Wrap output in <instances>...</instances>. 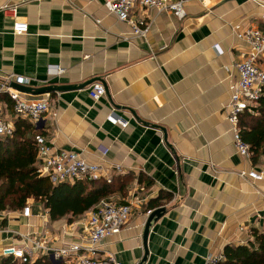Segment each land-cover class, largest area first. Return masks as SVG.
Masks as SVG:
<instances>
[{"label":"crops","instance_id":"obj_1","mask_svg":"<svg viewBox=\"0 0 264 264\" xmlns=\"http://www.w3.org/2000/svg\"><path fill=\"white\" fill-rule=\"evenodd\" d=\"M185 8L179 20L135 7L131 18L149 29L139 38L102 1L0 0V84L12 75L27 78L33 93L15 89V82L10 88L51 103L32 123L36 136L54 151L80 153L115 179L132 178L126 195L108 199L146 201L120 234L103 242L100 259L206 264L224 261L227 246L246 245L254 231L264 232V179L240 176L264 172V161L238 154L225 111L237 83L235 65L250 51L236 31L264 34V0H186ZM16 22L27 23L28 33L15 35ZM259 64L264 69V56ZM97 83L106 89L99 101L90 96ZM45 88L51 91L36 93ZM0 110L15 129L20 118L7 93ZM162 208L146 255L145 213ZM89 213L51 223L45 210L31 218L0 212V253L21 246L19 234L34 232L58 238L56 247L81 244Z\"/></svg>","mask_w":264,"mask_h":264},{"label":"built area","instance_id":"obj_2","mask_svg":"<svg viewBox=\"0 0 264 264\" xmlns=\"http://www.w3.org/2000/svg\"><path fill=\"white\" fill-rule=\"evenodd\" d=\"M90 1H102L108 12L114 14L119 21L128 23L133 29V36L139 38H146L149 29L139 21L131 18V12L137 6L171 13L179 20H183L187 16L186 0ZM262 17L264 19V15ZM236 29L238 30V28ZM28 30V24L24 22H16L13 26L15 35L27 34ZM236 33L249 45L250 51L241 63L235 65L237 83L233 88L230 103L225 111L234 136L236 151L243 157L251 158V148L242 137L240 118L244 113H254L260 99L264 96V69L259 64L264 56V34L257 29H246L242 32L236 31ZM53 69L58 75L64 72L61 67H53ZM226 71L230 73V68H226ZM9 82L29 86L31 81L24 77L12 75L7 83L0 84V95L4 93L9 95L13 101V110L16 117L27 118L33 122L40 121L51 107L50 100L23 98L19 92L10 88ZM105 95L106 89L102 84L97 83L91 88L90 96L95 101H99ZM116 122H119L123 127L127 126L120 119H117ZM14 130L12 124L5 121L0 110V136H12ZM35 141L38 148V173L40 176L48 178L54 185L100 180L110 183L114 178V173L112 174L101 165L88 163L78 152L54 151L51 144L42 135H37ZM117 172H122V168L117 167ZM240 176L260 181L264 179V172H241ZM143 203H146V201L139 196L133 197L129 202H118L105 198L94 211L89 213L87 225L84 228L85 235L81 236V244L56 247L55 244L58 238L47 241L39 233L19 234L22 245L4 247L1 250L0 258H13L22 263H32L35 257L52 254L55 261L63 264H122L113 256L100 259L98 252L107 238L121 233L128 225L136 208ZM153 212L147 210L145 214L149 217ZM22 215L24 218H31L33 216L31 207H25ZM223 259V257L220 259L212 258L206 264H218Z\"/></svg>","mask_w":264,"mask_h":264},{"label":"trees","instance_id":"obj_3","mask_svg":"<svg viewBox=\"0 0 264 264\" xmlns=\"http://www.w3.org/2000/svg\"><path fill=\"white\" fill-rule=\"evenodd\" d=\"M33 121H17L12 136H0V212H22L30 201L41 203L48 211L50 222L63 219L72 221L114 193L127 194L132 178L115 179L109 183L77 181L54 185L38 173ZM242 137L250 146L252 162L264 161V96L254 113H244L240 118ZM225 260L218 264H264V232L254 231V240L246 245L227 246ZM0 264H55L46 255L32 263H22L13 258H0Z\"/></svg>","mask_w":264,"mask_h":264},{"label":"water","instance_id":"obj_4","mask_svg":"<svg viewBox=\"0 0 264 264\" xmlns=\"http://www.w3.org/2000/svg\"><path fill=\"white\" fill-rule=\"evenodd\" d=\"M15 89H18L20 91H26V92H34L33 90L23 86V85H20V84H16V83H13L12 85ZM51 89L50 88H45V89H40L38 90L36 93H44V92H50ZM165 209H158L156 211H154L148 218L147 220V224H146V227H145V233H144V246H145V249H146V255H148V250H147V238H148V234H149V231H150V227L153 223V221L157 220V219H160L162 217V215L165 213ZM51 258L53 259V256L51 255Z\"/></svg>","mask_w":264,"mask_h":264},{"label":"rangeland","instance_id":"obj_5","mask_svg":"<svg viewBox=\"0 0 264 264\" xmlns=\"http://www.w3.org/2000/svg\"><path fill=\"white\" fill-rule=\"evenodd\" d=\"M28 205L32 209V215L33 216L40 215V214H42L44 212V209H43V206H42L41 203H37L35 201H30L28 203ZM5 213L10 214V215H13V216H17V217H19V215L22 214V212H9V211L8 212H5ZM86 221H88V219Z\"/></svg>","mask_w":264,"mask_h":264}]
</instances>
